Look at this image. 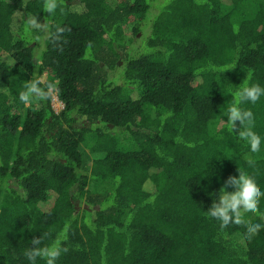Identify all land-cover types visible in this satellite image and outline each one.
I'll use <instances>...</instances> for the list:
<instances>
[{"label":"trees","instance_id":"16d2710c","mask_svg":"<svg viewBox=\"0 0 264 264\" xmlns=\"http://www.w3.org/2000/svg\"><path fill=\"white\" fill-rule=\"evenodd\" d=\"M249 84L264 0H0V264L39 236L57 264H264V196L251 238L204 213L238 167L264 192V97L259 152L221 119Z\"/></svg>","mask_w":264,"mask_h":264},{"label":"clouds","instance_id":"9594fccd","mask_svg":"<svg viewBox=\"0 0 264 264\" xmlns=\"http://www.w3.org/2000/svg\"><path fill=\"white\" fill-rule=\"evenodd\" d=\"M55 9L56 4L54 2H49L45 8L49 13L54 12ZM53 91L54 89L51 85L42 88L39 80H33L25 85L24 91L19 93V100L23 104L28 105L31 103L33 97L47 99L52 95ZM237 97V100L224 106L221 119L227 122L233 132L237 124H239L237 134L239 139L246 143L251 152H259L261 150L262 139L253 131L254 114L241 105H254L260 101L264 97V87L252 84L243 86L238 89ZM205 173L199 177H209L215 174L214 170L209 169L207 165ZM209 195L212 197V202L204 213L209 219L217 222L221 229H225L232 224H244L249 238L259 232L261 229L260 224H245L244 220L246 215L251 216L258 212L260 198L264 196V192H261L251 175L238 167V175L227 177L219 188L218 193L210 192ZM42 244V237L39 236L32 239L30 249L25 253L29 264H36L37 259L44 260L45 264H57L61 252L66 251V249H62L57 241L43 246Z\"/></svg>","mask_w":264,"mask_h":264},{"label":"rangeland","instance_id":"374dc122","mask_svg":"<svg viewBox=\"0 0 264 264\" xmlns=\"http://www.w3.org/2000/svg\"><path fill=\"white\" fill-rule=\"evenodd\" d=\"M44 77L45 76H43L42 78H44ZM133 94H134V92H133ZM52 104H53V106L57 112L61 111L64 108V104L58 99V96L56 95V93L53 94ZM27 106H34L35 108H38L37 101L34 99Z\"/></svg>","mask_w":264,"mask_h":264}]
</instances>
